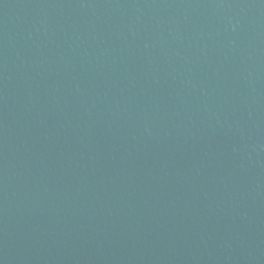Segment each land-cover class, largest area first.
Segmentation results:
<instances>
[{"label":"water","instance_id":"obj_1","mask_svg":"<svg viewBox=\"0 0 264 264\" xmlns=\"http://www.w3.org/2000/svg\"><path fill=\"white\" fill-rule=\"evenodd\" d=\"M0 264H264V0H0Z\"/></svg>","mask_w":264,"mask_h":264}]
</instances>
